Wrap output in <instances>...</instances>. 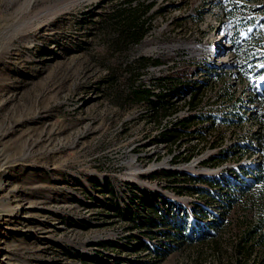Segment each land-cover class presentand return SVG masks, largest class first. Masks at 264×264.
Here are the masks:
<instances>
[{"label":"rangeland","instance_id":"rangeland-1","mask_svg":"<svg viewBox=\"0 0 264 264\" xmlns=\"http://www.w3.org/2000/svg\"><path fill=\"white\" fill-rule=\"evenodd\" d=\"M123 1L0 0V264H215L150 228L139 190L192 222L194 203L218 214L228 193L192 177L264 165V97L252 92L264 87V0H144L149 31L112 46L105 19ZM138 85L163 96L166 117L127 98ZM191 114L177 137L159 135ZM254 206L244 195L221 235Z\"/></svg>","mask_w":264,"mask_h":264},{"label":"trees","instance_id":"trees-1","mask_svg":"<svg viewBox=\"0 0 264 264\" xmlns=\"http://www.w3.org/2000/svg\"><path fill=\"white\" fill-rule=\"evenodd\" d=\"M123 5H116L106 15V26L110 31H116L117 38L113 40V45H137L139 44L146 33L151 28V17L146 15L149 10L150 4H145L144 0H124ZM144 64H157L158 60H154L150 57L140 56L138 58ZM254 95L258 97H264V87H259L257 90L252 91ZM127 98H130L134 103H146L152 105V111L157 115L159 119L166 117V113L163 107V96L154 91L152 88L144 85H138L126 94ZM195 96L193 95L192 99ZM250 98V97H249ZM189 110L195 108V104L189 103ZM201 114L189 115L183 118L177 119L171 128L161 127L159 129V135L170 136L167 138L177 137L178 129L176 126L182 125L183 128L186 123L198 118ZM264 116V114H262ZM197 129L190 131L196 133ZM254 140L259 145L261 142V135L258 132H254ZM164 138V137H163ZM164 138V139H167ZM237 146L239 149L244 147V144L237 145L236 143L231 145ZM257 148V147H256ZM215 157H210L214 159ZM240 172L234 173L236 180L230 179L226 176H211L192 177L196 182H206L216 188L224 189L228 191L225 193L224 199L221 201L222 211L221 213L208 212L201 205L194 203L192 212L197 214L199 218L190 222L189 214L185 209L170 203L169 201H163L160 204L154 201H149L148 195L142 190L139 192L144 194V200L146 204L151 207L153 215L151 216L150 228L165 226L162 235L169 241L175 243L187 242L189 244L197 242L199 246H204L211 256V262L215 264H264V165L258 161L251 165L242 164L238 166ZM231 172L232 170H228ZM175 174H177L175 172ZM245 176H251V182L247 183L244 180ZM194 193L198 195L206 196L210 194V190L205 187H194ZM246 195L248 199L252 200L255 206L258 205V210L252 217L241 218L237 221V232L224 237L221 235V231L226 228V218L233 206L241 201L242 197ZM170 205V207H169ZM165 206V207H164ZM254 206V207H255ZM168 209V210H167ZM181 212L184 214V218H180L177 214ZM198 220H203L202 222ZM147 222V220H146ZM167 244L166 250H172L175 247ZM173 246H179L173 244ZM155 251L157 258L164 257L169 251Z\"/></svg>","mask_w":264,"mask_h":264}]
</instances>
